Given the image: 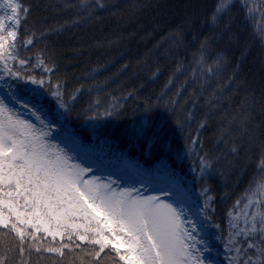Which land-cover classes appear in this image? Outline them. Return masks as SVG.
<instances>
[{"label": "snow or ice", "instance_id": "obj_1", "mask_svg": "<svg viewBox=\"0 0 264 264\" xmlns=\"http://www.w3.org/2000/svg\"><path fill=\"white\" fill-rule=\"evenodd\" d=\"M232 4L214 0L203 18L189 14L167 34L176 67L165 89L184 75L163 99L184 138L180 149L153 118L161 93L144 97L141 115L123 129L101 133L106 118L120 115L119 102L77 108L82 86L65 91L57 78L48 37L60 26L44 15L49 6L0 0V235L12 239L0 246V264L58 254V264L72 254L81 264H264V75H241L240 57L221 75L227 46L240 39ZM64 6L80 14L74 20L107 7L104 0ZM34 62L39 78L28 70ZM209 124L215 139L205 147L200 133ZM177 158L192 161L191 175ZM249 165L243 215L238 199L219 219L212 184L227 190L225 177L239 179ZM219 196L223 203L227 192Z\"/></svg>", "mask_w": 264, "mask_h": 264}, {"label": "trees", "instance_id": "obj_2", "mask_svg": "<svg viewBox=\"0 0 264 264\" xmlns=\"http://www.w3.org/2000/svg\"><path fill=\"white\" fill-rule=\"evenodd\" d=\"M21 2L35 4L38 0ZM66 2L74 5L79 4L80 0H39L42 5L49 6L44 13L48 22L60 26L56 35L48 37L49 48L57 55L56 62L60 69L57 78L65 82V91L82 86L77 108L95 102L107 110L108 104L118 101L120 115L106 118L100 128L101 133H113L141 115L144 97L154 99L161 93V104L154 109L153 118L158 126L165 129L168 142L183 149L184 138L163 107V99L174 95L177 87L184 83V75L181 74L165 89L169 74L176 67V60L170 55L171 45L167 34L189 14L196 13L203 18L214 0H104L107 7L94 9L90 15L81 16L78 20L73 17L80 14L74 7H65ZM250 3L251 9L246 12L244 0H233L231 14L235 18L234 27L240 39L237 44L227 46L230 60L221 75L232 71L237 63L236 57H240L241 75L256 79L264 75V0H250ZM31 20L32 16L29 23ZM22 55L26 56L27 53L22 52ZM179 55L187 58L189 53L181 49ZM157 68L156 74L152 75ZM93 69H96L95 74ZM28 70L34 71L39 78L43 69L34 62ZM130 91L136 93L131 98L125 95ZM188 95V88H183L180 100H185ZM201 111L202 108L198 107L189 126L193 132ZM213 133V124L207 125L200 133L205 147L213 143ZM175 162L182 174L191 175V160L177 158ZM252 169L253 165H249L239 174V179L236 176L225 177L229 186L227 190L219 186L220 182L212 184L218 201L216 216L219 219H223L228 208L238 199L245 198V186L253 176ZM222 191L227 192V199L220 203L219 193ZM244 209L245 204L241 199V216ZM11 243V237L0 235V246ZM58 259L59 254L56 259L32 255L28 264H58ZM7 264H13L11 258ZM63 264H81V258L75 254L65 256ZM106 264L111 262L107 261Z\"/></svg>", "mask_w": 264, "mask_h": 264}, {"label": "rangeland", "instance_id": "obj_3", "mask_svg": "<svg viewBox=\"0 0 264 264\" xmlns=\"http://www.w3.org/2000/svg\"><path fill=\"white\" fill-rule=\"evenodd\" d=\"M23 118H27V114L26 113L24 114V117ZM95 175L99 176V175H101V173H95ZM104 175H106V173H104ZM121 186L123 187L124 185H121ZM40 234L43 235L42 232ZM47 239H50L51 240L52 238L51 237H48ZM57 239H59V238H57Z\"/></svg>", "mask_w": 264, "mask_h": 264}]
</instances>
